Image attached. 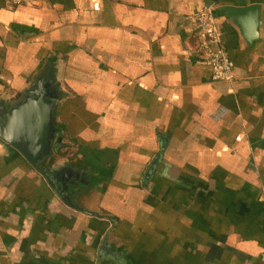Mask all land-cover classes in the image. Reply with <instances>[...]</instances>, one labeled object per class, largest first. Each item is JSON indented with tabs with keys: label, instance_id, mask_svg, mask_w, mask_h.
I'll return each mask as SVG.
<instances>
[{
	"label": "crops",
	"instance_id": "obj_1",
	"mask_svg": "<svg viewBox=\"0 0 264 264\" xmlns=\"http://www.w3.org/2000/svg\"><path fill=\"white\" fill-rule=\"evenodd\" d=\"M255 4L250 44L221 8ZM207 6L232 82L188 49ZM48 75L87 213L0 141V264H264L263 0L0 1V100Z\"/></svg>",
	"mask_w": 264,
	"mask_h": 264
},
{
	"label": "water",
	"instance_id": "obj_2",
	"mask_svg": "<svg viewBox=\"0 0 264 264\" xmlns=\"http://www.w3.org/2000/svg\"><path fill=\"white\" fill-rule=\"evenodd\" d=\"M221 10L240 27L247 43L258 39L262 22L260 5L225 6ZM53 80L51 75L38 78L15 101L8 103L4 99L0 100V141L13 148L39 173L63 204L86 214L87 211L77 203L75 183L80 173L64 165H51L52 158L59 155L63 140L55 123L59 91L58 83ZM103 245L102 242L98 258L104 256Z\"/></svg>",
	"mask_w": 264,
	"mask_h": 264
},
{
	"label": "built area",
	"instance_id": "obj_3",
	"mask_svg": "<svg viewBox=\"0 0 264 264\" xmlns=\"http://www.w3.org/2000/svg\"><path fill=\"white\" fill-rule=\"evenodd\" d=\"M8 5H34L38 0H0ZM264 5V0H263ZM196 34L194 44L189 46L191 54L200 59L211 71L214 82H232L233 63L229 59L214 18V8L207 6L195 14ZM237 141L240 137L236 138ZM264 258V252L262 254Z\"/></svg>",
	"mask_w": 264,
	"mask_h": 264
}]
</instances>
